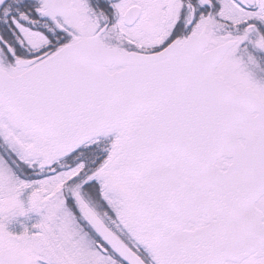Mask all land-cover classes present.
Instances as JSON below:
<instances>
[{
  "label": "snow or ice",
  "instance_id": "1",
  "mask_svg": "<svg viewBox=\"0 0 264 264\" xmlns=\"http://www.w3.org/2000/svg\"><path fill=\"white\" fill-rule=\"evenodd\" d=\"M0 264H264V0H0Z\"/></svg>",
  "mask_w": 264,
  "mask_h": 264
}]
</instances>
